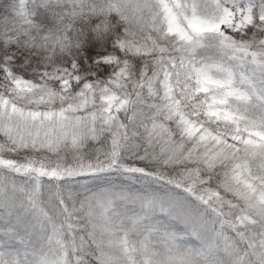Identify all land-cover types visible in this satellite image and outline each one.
Segmentation results:
<instances>
[{
	"label": "snow or ice",
	"instance_id": "snow-or-ice-1",
	"mask_svg": "<svg viewBox=\"0 0 264 264\" xmlns=\"http://www.w3.org/2000/svg\"><path fill=\"white\" fill-rule=\"evenodd\" d=\"M0 264H264V0H0Z\"/></svg>",
	"mask_w": 264,
	"mask_h": 264
}]
</instances>
